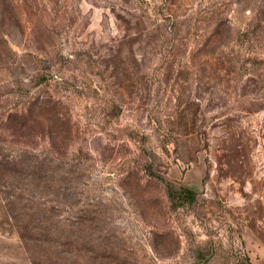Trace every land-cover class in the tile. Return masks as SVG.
I'll return each instance as SVG.
<instances>
[{"label": "rangeland", "instance_id": "rangeland-1", "mask_svg": "<svg viewBox=\"0 0 264 264\" xmlns=\"http://www.w3.org/2000/svg\"><path fill=\"white\" fill-rule=\"evenodd\" d=\"M0 264H264V0H0Z\"/></svg>", "mask_w": 264, "mask_h": 264}]
</instances>
